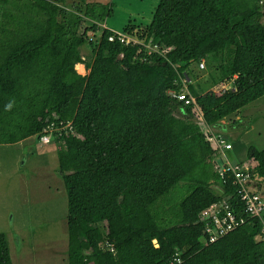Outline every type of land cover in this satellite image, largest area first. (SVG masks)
<instances>
[{
	"label": "trees",
	"instance_id": "obj_1",
	"mask_svg": "<svg viewBox=\"0 0 264 264\" xmlns=\"http://www.w3.org/2000/svg\"><path fill=\"white\" fill-rule=\"evenodd\" d=\"M77 1L0 0V145L73 129L51 140L68 197V264H172L180 239L183 264H264L262 223L223 182L221 149L204 131L264 96V0H161L150 25L124 29L138 44L109 40L111 6ZM152 40L167 57L148 52ZM202 60L206 77L193 69ZM235 76V89L211 90ZM185 84L203 124L169 94ZM248 158L264 195V149ZM223 203L247 222L204 246L201 215ZM11 255L0 234V264Z\"/></svg>",
	"mask_w": 264,
	"mask_h": 264
},
{
	"label": "rangeland",
	"instance_id": "obj_2",
	"mask_svg": "<svg viewBox=\"0 0 264 264\" xmlns=\"http://www.w3.org/2000/svg\"><path fill=\"white\" fill-rule=\"evenodd\" d=\"M87 1L111 6L113 15L101 28L123 33L128 25H150L161 0ZM79 5L77 0H67L65 6L75 10ZM89 37L98 41L101 32ZM82 51L90 55L88 48ZM78 68L79 73H88L82 65ZM193 69L199 77H206L213 68L205 60L204 68L194 65ZM226 89L218 85L211 90L221 95L231 90ZM198 115L203 124V115ZM204 131L212 135L216 147L232 145L221 155L225 160L252 167L249 149H264V96L221 125L205 126ZM67 217L68 197L55 143L45 144L35 136L13 146L0 145V234L8 238L13 264H68Z\"/></svg>",
	"mask_w": 264,
	"mask_h": 264
},
{
	"label": "built area",
	"instance_id": "obj_3",
	"mask_svg": "<svg viewBox=\"0 0 264 264\" xmlns=\"http://www.w3.org/2000/svg\"><path fill=\"white\" fill-rule=\"evenodd\" d=\"M116 39L125 44L141 43L136 38L123 33L115 32V34H112L109 37L110 41H115ZM146 47L149 53H157L163 57H167L170 51V49L154 43L153 40L148 45H146ZM204 64L205 60H202L200 66L204 68ZM236 79L237 76L234 77L232 82H224L220 83L219 85L224 89L228 88L226 90L235 89L236 85L234 86V81ZM229 83L233 84L232 87ZM183 91L184 90L177 92L175 90H171L169 91V94L174 99L182 101L186 105H195L198 114L203 115V111L198 105L197 99L190 94L189 90ZM67 130L72 131L73 129L70 127V125H64L63 123L49 126L45 130L46 135L41 138V141L45 144H48L51 142L52 136L55 132H58L59 135H62L63 132ZM231 149L232 145L230 143L221 146L222 154H224L225 151H229ZM249 169L250 168L244 165L230 162L228 160H222L218 165V171L223 182L228 183L231 180L232 184L236 187L238 195L245 205V213L248 215V217L258 218L261 221L262 229L258 238L264 239V195L254 191V182L250 177ZM201 220L204 222V232L202 235V242L204 246H208L221 240L247 222L245 217L237 216L226 203L215 204L207 208L205 211H203ZM185 244L186 241H178L176 243V252L173 256L174 260L172 264L184 263L182 255Z\"/></svg>",
	"mask_w": 264,
	"mask_h": 264
},
{
	"label": "clouds",
	"instance_id": "obj_4",
	"mask_svg": "<svg viewBox=\"0 0 264 264\" xmlns=\"http://www.w3.org/2000/svg\"><path fill=\"white\" fill-rule=\"evenodd\" d=\"M7 107L10 109V108L12 107V105L9 104ZM222 160L224 161L225 159L222 157ZM222 160H221V161H222ZM179 241H181V239H180Z\"/></svg>",
	"mask_w": 264,
	"mask_h": 264
},
{
	"label": "crops",
	"instance_id": "obj_5",
	"mask_svg": "<svg viewBox=\"0 0 264 264\" xmlns=\"http://www.w3.org/2000/svg\"><path fill=\"white\" fill-rule=\"evenodd\" d=\"M79 65H82V64H79ZM83 66V68L86 70V68H85V66L84 65H82ZM86 74V73H85ZM221 160H222V156H221Z\"/></svg>",
	"mask_w": 264,
	"mask_h": 264
}]
</instances>
